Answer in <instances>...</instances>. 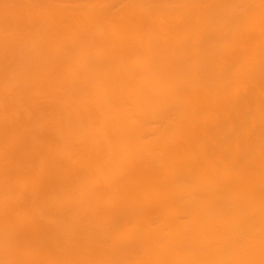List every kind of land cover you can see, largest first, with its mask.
Wrapping results in <instances>:
<instances>
[{
    "label": "bare ground",
    "instance_id": "1",
    "mask_svg": "<svg viewBox=\"0 0 264 264\" xmlns=\"http://www.w3.org/2000/svg\"><path fill=\"white\" fill-rule=\"evenodd\" d=\"M0 264H264V0H0Z\"/></svg>",
    "mask_w": 264,
    "mask_h": 264
}]
</instances>
